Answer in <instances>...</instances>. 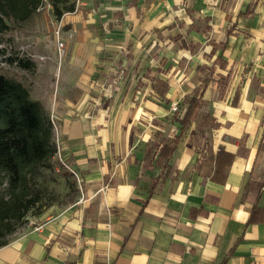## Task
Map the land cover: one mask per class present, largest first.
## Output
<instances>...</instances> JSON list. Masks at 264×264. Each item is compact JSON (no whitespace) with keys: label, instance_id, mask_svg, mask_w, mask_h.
Masks as SVG:
<instances>
[{"label":"crops","instance_id":"0c3cea01","mask_svg":"<svg viewBox=\"0 0 264 264\" xmlns=\"http://www.w3.org/2000/svg\"><path fill=\"white\" fill-rule=\"evenodd\" d=\"M71 14L81 92L52 117L81 194L0 264H264V0Z\"/></svg>","mask_w":264,"mask_h":264},{"label":"rangeland","instance_id":"374dc122","mask_svg":"<svg viewBox=\"0 0 264 264\" xmlns=\"http://www.w3.org/2000/svg\"><path fill=\"white\" fill-rule=\"evenodd\" d=\"M53 1L42 0L41 5L25 20L6 19L9 27L0 32V73L22 82L30 98L44 106L50 120L54 107L79 96L81 89L75 84L82 83L78 76L75 77L74 62H71L75 56V34L79 33L75 27V14H71L75 0ZM54 3L62 10L60 17L56 16ZM70 6L72 8H68ZM65 15L69 17L67 22L63 19ZM80 20L86 22L88 16L85 14ZM59 22L61 31L57 37L54 30ZM57 39L63 42V46L58 45ZM10 58L13 60L10 61ZM19 60L29 63V67L21 66ZM51 125L56 149L54 161L51 166L41 167L31 179V183L41 188V212L36 214L31 209L11 238L35 222L75 204L81 194L80 183L68 168L70 165L63 159L61 149L59 153L64 162L59 159L57 146L60 141L52 121Z\"/></svg>","mask_w":264,"mask_h":264},{"label":"trees","instance_id":"16d2710c","mask_svg":"<svg viewBox=\"0 0 264 264\" xmlns=\"http://www.w3.org/2000/svg\"><path fill=\"white\" fill-rule=\"evenodd\" d=\"M41 2L0 0V32L9 27L6 19L25 20ZM53 6L60 17L62 10ZM19 64L29 67L22 60ZM191 108L185 115L191 114ZM55 153L51 120L44 106L30 98L22 82L0 73V246L9 242L31 209L41 212V188L31 179L41 167L52 165ZM56 163L62 166L58 159Z\"/></svg>","mask_w":264,"mask_h":264},{"label":"built area","instance_id":"2783aa9c","mask_svg":"<svg viewBox=\"0 0 264 264\" xmlns=\"http://www.w3.org/2000/svg\"><path fill=\"white\" fill-rule=\"evenodd\" d=\"M42 3V2H41ZM41 3H40V5H41ZM78 5H79V0H75V8H74V11L77 9V7H78ZM60 31H61V24H60V22L57 24V26L55 27V30H54V33H55V36H57V37H59V34H60ZM57 43H58V45L59 46H63V42L62 41H60L59 39H57ZM171 109L172 110H175L176 109V106H171ZM51 121H52V123H53V125L55 126V128H56V125H55V123H54V119H53V117H52V119H51ZM57 154H58V156H59V159L62 161V162H64V160L60 157V153H59V146H57ZM68 167V166H67ZM68 168H70V167H68ZM70 170L72 171V173L75 175V177L77 178L78 176H77V173L73 170V169H71L70 168Z\"/></svg>","mask_w":264,"mask_h":264}]
</instances>
